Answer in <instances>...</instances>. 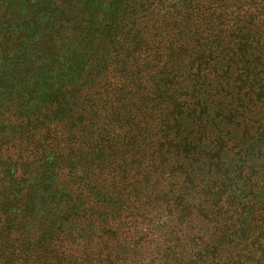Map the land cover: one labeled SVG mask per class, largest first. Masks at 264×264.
Wrapping results in <instances>:
<instances>
[{
    "label": "trees",
    "instance_id": "1",
    "mask_svg": "<svg viewBox=\"0 0 264 264\" xmlns=\"http://www.w3.org/2000/svg\"><path fill=\"white\" fill-rule=\"evenodd\" d=\"M0 264H264V0H0Z\"/></svg>",
    "mask_w": 264,
    "mask_h": 264
}]
</instances>
